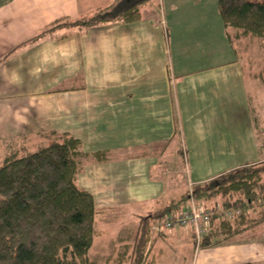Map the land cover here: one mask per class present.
Masks as SVG:
<instances>
[{"label":"crops","instance_id":"0c3cea01","mask_svg":"<svg viewBox=\"0 0 264 264\" xmlns=\"http://www.w3.org/2000/svg\"><path fill=\"white\" fill-rule=\"evenodd\" d=\"M135 1L0 0V153L67 135L108 154L77 179L95 203L92 257L103 245L105 257L126 250L140 218L191 185L264 161L259 76L238 57L218 0H150L135 22L51 29ZM189 231L153 230L149 257Z\"/></svg>","mask_w":264,"mask_h":264},{"label":"trees","instance_id":"16d2710c","mask_svg":"<svg viewBox=\"0 0 264 264\" xmlns=\"http://www.w3.org/2000/svg\"><path fill=\"white\" fill-rule=\"evenodd\" d=\"M147 2L150 0L110 7L85 23L62 22L51 29L115 20L128 24L139 19ZM217 9L226 30L235 31L239 39L257 40L264 49V0H218ZM108 159L105 152H83L81 142L67 135L35 152L20 155L13 151L6 156L0 165V264H153L147 251L151 232L160 235L155 228L168 215L180 213V205L191 199L196 203L220 200L227 212L235 213L232 218L211 217V231L202 247L210 246L217 237L221 241L232 239L264 222V165L247 164L191 185L179 202L140 218L132 241L124 246L126 250L98 263L90 257L97 232L94 198L78 186L77 179L85 165ZM256 207L262 211L253 222L249 211Z\"/></svg>","mask_w":264,"mask_h":264},{"label":"rangeland","instance_id":"374dc122","mask_svg":"<svg viewBox=\"0 0 264 264\" xmlns=\"http://www.w3.org/2000/svg\"><path fill=\"white\" fill-rule=\"evenodd\" d=\"M250 1L262 2L263 0ZM156 2L158 3L157 0ZM234 33L232 34V42L236 44L234 47L238 53V57L244 60V63H248V65L251 66V70H253L252 72L254 75L259 76L258 81H256L257 83L255 84V89L252 90V97L256 102L255 110L257 116L260 118L256 121V128L260 130V132H264V124L262 125L264 121V114L261 113L264 111V90L258 92L256 89V86L263 85L262 83H264V49L259 48V44L256 42L257 40H237L236 34ZM233 54L237 57L235 51ZM246 69L248 75H253L252 72L250 73L249 67ZM261 100L263 101V106L262 108H258L259 105H261L259 102ZM47 142L48 141H42L36 145H28L23 149H16V147H8L3 149V152L0 153V165L2 164L5 157L8 156L12 151L18 150L20 155H25L30 152H35L41 147H45L46 144H48ZM252 165L254 167H260L264 165V161L252 163ZM220 202V200H210L198 202L197 204L206 209V211L211 214L212 219H216L224 217L223 212L227 211L225 207L222 206V202ZM257 205L261 206L262 202H258ZM217 207L220 209L218 210ZM261 211L262 210L260 207H256L254 210L249 211V218L252 220L254 219L253 222L257 221V219L260 217ZM131 224L133 225L134 222L131 221ZM210 231L211 230L208 229V232L202 237L199 246L194 243L193 231H189L191 239L186 237L185 239H187V241L182 242V244L177 242L175 245L164 251V253L160 256H158L156 253H153L156 264H264V222L250 226L246 231L233 237L232 239L221 241L222 239L217 237L214 239V243H212L210 246L202 247V242L204 238L210 233ZM216 239L218 241H216ZM96 245L97 242H95V246ZM103 246L106 248V251L101 250L100 252H96L93 257L92 254L90 256L98 263H103L106 258L105 254H109L110 251L108 246ZM153 257H150V259ZM111 263L115 264L113 261Z\"/></svg>","mask_w":264,"mask_h":264},{"label":"built area","instance_id":"2783aa9c","mask_svg":"<svg viewBox=\"0 0 264 264\" xmlns=\"http://www.w3.org/2000/svg\"><path fill=\"white\" fill-rule=\"evenodd\" d=\"M189 202L186 209L178 214L168 215L155 229L160 233L177 229L192 230L194 241L199 246L202 237L208 232L211 214L199 206L195 200L191 199ZM223 214L227 218H232L235 215L231 211H224Z\"/></svg>","mask_w":264,"mask_h":264}]
</instances>
